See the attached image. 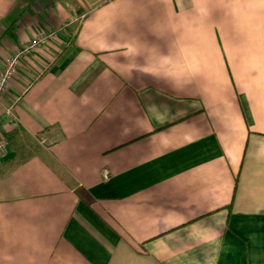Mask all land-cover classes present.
I'll use <instances>...</instances> for the list:
<instances>
[{
    "label": "crops",
    "instance_id": "0c3cea01",
    "mask_svg": "<svg viewBox=\"0 0 264 264\" xmlns=\"http://www.w3.org/2000/svg\"><path fill=\"white\" fill-rule=\"evenodd\" d=\"M14 57L0 264H264V0H0Z\"/></svg>",
    "mask_w": 264,
    "mask_h": 264
},
{
    "label": "built area",
    "instance_id": "2783aa9c",
    "mask_svg": "<svg viewBox=\"0 0 264 264\" xmlns=\"http://www.w3.org/2000/svg\"><path fill=\"white\" fill-rule=\"evenodd\" d=\"M41 41H43L42 38H41V40H38L37 42H41ZM34 45H35V43L30 44L29 46H27L26 50L33 48ZM16 64H17V57L10 59L5 70L3 71V73L0 74V96H1V93L5 89V85H6L7 80L14 73V71L16 69ZM7 112L13 116L11 107L7 108ZM13 118H14V116H13ZM16 125H17L16 120L13 119L12 126L16 127ZM7 149H8L7 141L5 140L4 137H0V154L6 153ZM103 174H104L105 178L108 177V171L107 170H105L103 172Z\"/></svg>",
    "mask_w": 264,
    "mask_h": 264
},
{
    "label": "rangeland",
    "instance_id": "374dc122",
    "mask_svg": "<svg viewBox=\"0 0 264 264\" xmlns=\"http://www.w3.org/2000/svg\"><path fill=\"white\" fill-rule=\"evenodd\" d=\"M21 142L19 143L18 141H16V143H12L13 145H15V147H17V149L20 152L21 158L26 157L30 154L29 148L32 149L33 145L27 140L24 139L22 137H20ZM40 144H43V142L41 141ZM21 152H23V155H21Z\"/></svg>",
    "mask_w": 264,
    "mask_h": 264
}]
</instances>
